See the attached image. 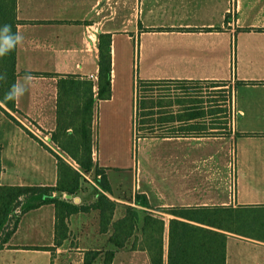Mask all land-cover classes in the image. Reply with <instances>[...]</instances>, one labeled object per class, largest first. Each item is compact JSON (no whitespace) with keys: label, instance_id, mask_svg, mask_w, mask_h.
Masks as SVG:
<instances>
[{"label":"crops","instance_id":"0c3cea01","mask_svg":"<svg viewBox=\"0 0 264 264\" xmlns=\"http://www.w3.org/2000/svg\"><path fill=\"white\" fill-rule=\"evenodd\" d=\"M17 15L21 21L17 30L24 37L17 47V80L23 82L25 76L31 80L17 100L21 114L16 117L49 146L50 133L57 127L58 80L69 75L98 78L100 35L112 34V98L97 100L94 152L99 164L110 171L119 167L110 162L115 155L106 152L105 142L113 144L119 131H107V122H129L133 133L138 76L176 80L188 87L195 83L212 84L213 88L224 83L231 86L228 114L232 115L233 135L164 140H178L181 147L202 141L217 145L210 155L211 166L197 169L209 176L206 196H190L197 192H189L178 206L234 208L240 215L239 225L233 231L221 230L228 235L226 264H264V0H17ZM137 63L148 64L152 71L136 74ZM193 107L190 103L175 107L183 123L196 122ZM0 145L1 184L56 185V157L1 109ZM11 170L32 176L14 183ZM142 193L154 208L177 206L162 198L156 205L149 191ZM112 198L122 203L115 214L118 220L125 216L129 204ZM92 199L83 189L74 202L91 204ZM140 221L139 241L144 217ZM55 224L53 204L25 213L15 234L0 249V264H84L89 250H116L112 264H151L146 250L132 248L134 237L117 250L109 242L112 231L101 233L97 210L71 215L70 235L54 252L37 249L55 246ZM104 254L94 264H104Z\"/></svg>","mask_w":264,"mask_h":264},{"label":"trees","instance_id":"16d2710c","mask_svg":"<svg viewBox=\"0 0 264 264\" xmlns=\"http://www.w3.org/2000/svg\"><path fill=\"white\" fill-rule=\"evenodd\" d=\"M20 23L17 0H0V25L11 24L15 32ZM112 42V34L100 35L97 95L94 90L95 81L90 78L69 75L58 80L57 127L50 133V139L76 166L17 119L16 115L21 114L17 108V100L10 101L5 98V94L20 75L17 71V48L0 58V75H6L5 80H0V109L56 157L58 172L55 186L3 185L0 179V234L6 232L5 237L0 239V249L4 248L15 234L25 213L42 205L53 204L56 210L55 246L37 249L54 252L70 235L71 215L97 210L100 231L103 234L112 231L109 242L117 250L124 248L134 237L132 248L140 247L146 250L151 264H226L228 235L221 230L233 231L239 225L237 217L240 215L234 208L174 206L158 209L172 216L168 223L167 254L164 236L167 230L166 220L163 215L153 212L156 208L152 207L145 193H136L129 201L131 204L126 205L125 216L115 220L119 203L110 197L114 191L108 176L109 168L101 166L94 157L97 100L112 98ZM22 74L30 75V72ZM183 83L176 80L137 77L133 125L135 142L147 138H228L233 135L232 126L222 120V114L227 111L224 105L229 109L232 105V88L229 95L224 96L225 100H217L212 94L193 90L194 84L188 87L182 85ZM166 86L173 87L167 90ZM188 96H191V99L187 98ZM223 101L227 104H223ZM187 103L194 106L192 119H196V122L192 124L183 123L182 115L176 114L175 111L176 106ZM231 120L230 114L229 123ZM1 152L0 145V178L3 170ZM87 176H91L96 186V199L91 204H76L74 199L64 197L65 194L79 196L84 189L83 182L88 181ZM141 213L145 216L141 228L143 238L139 241L140 237L136 232L140 229ZM103 253L104 264H112L116 250L86 251L84 264H94Z\"/></svg>","mask_w":264,"mask_h":264},{"label":"rangeland","instance_id":"374dc122","mask_svg":"<svg viewBox=\"0 0 264 264\" xmlns=\"http://www.w3.org/2000/svg\"><path fill=\"white\" fill-rule=\"evenodd\" d=\"M135 71L136 74L140 73L142 75L152 71V69L146 63H137ZM192 86L193 90H199L198 92L202 94H212L216 96L217 100H225L226 97L224 96H228L231 90V86L228 83L219 84V87L223 86L220 88H213L214 85L208 83H197ZM168 87L166 86L167 90L172 89L171 87L173 86ZM155 88L161 89L160 87V89L158 87ZM185 89L184 91H186ZM222 103L227 104L226 101ZM224 108L227 111L222 114V120L232 126V122L229 123L228 113L230 110L227 105H224ZM115 129H118L119 135H116L117 133L114 134L116 138L113 144L105 142L106 152L108 151V154L114 153L115 155L113 157L114 160L112 159L110 162L119 167L118 169L112 168L111 171V168L108 169V172L110 171L108 174L115 190L113 195H111L112 197H118L126 202L125 204H130L129 201L135 197L136 193H142L147 190L156 205L162 202L160 200L162 198L163 202L175 203L178 206L180 205L179 203L185 201V196L189 192H197V195L190 193V196H206V190L210 186L209 176H205L197 169L203 168L202 171H204L211 166L213 161L210 159V155L218 148L217 145L202 141V143H186V147H181L178 140L169 141L161 138H147L135 142L132 124L124 122L122 125H118L111 121L107 122V131ZM42 136L44 137V134ZM95 136L97 137L96 131ZM108 140L112 141L111 138ZM48 142L56 150L46 143L49 147L76 166L66 154L52 143L51 139ZM189 152H191V155H188ZM179 157H181V160H179ZM14 170H11V179L14 183L22 181L21 179L23 178L29 179L32 176L31 174L23 175L18 170L16 173ZM87 178L89 179L83 182V188L88 190L89 194L94 198L92 200H95L96 186H94L91 176H87ZM24 184L29 185L31 183L24 182ZM72 199H75V197ZM204 200L206 199L204 198ZM158 209L160 207H157L153 212L157 215H163L164 219L167 220L166 223H168L171 216ZM144 216L145 214L141 213L140 217ZM5 234L6 232L2 233V235L0 234V239L5 237Z\"/></svg>","mask_w":264,"mask_h":264},{"label":"clouds","instance_id":"9594fccd","mask_svg":"<svg viewBox=\"0 0 264 264\" xmlns=\"http://www.w3.org/2000/svg\"><path fill=\"white\" fill-rule=\"evenodd\" d=\"M24 37L17 30L13 32L11 24L0 25V58L7 56L14 51L18 46L23 44ZM6 75H0V80H5ZM31 78L25 76L24 81L17 80L8 92L5 98L10 101L19 100V98L27 91L26 85L30 82Z\"/></svg>","mask_w":264,"mask_h":264},{"label":"built area","instance_id":"2783aa9c","mask_svg":"<svg viewBox=\"0 0 264 264\" xmlns=\"http://www.w3.org/2000/svg\"><path fill=\"white\" fill-rule=\"evenodd\" d=\"M90 79H92V80H98V78L96 77V76H94V75H92L91 77H90Z\"/></svg>","mask_w":264,"mask_h":264}]
</instances>
